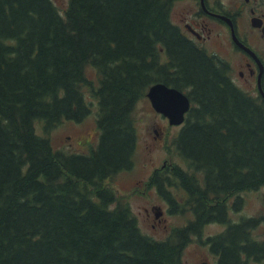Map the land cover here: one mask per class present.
I'll return each mask as SVG.
<instances>
[{
    "label": "trees",
    "instance_id": "1",
    "mask_svg": "<svg viewBox=\"0 0 264 264\" xmlns=\"http://www.w3.org/2000/svg\"><path fill=\"white\" fill-rule=\"evenodd\" d=\"M172 9L173 0H69L63 11L54 0H0V264H186V244L212 221L226 223L206 238L217 264H264L253 232L264 218L229 215L239 199L231 206L230 194L264 188V105L185 38ZM159 81L191 99L173 140L187 166L159 169L151 183L183 187V200L166 196L194 215L163 239L105 183L132 166L133 111ZM94 108L97 146L56 148L51 129Z\"/></svg>",
    "mask_w": 264,
    "mask_h": 264
},
{
    "label": "rangeland",
    "instance_id": "2",
    "mask_svg": "<svg viewBox=\"0 0 264 264\" xmlns=\"http://www.w3.org/2000/svg\"><path fill=\"white\" fill-rule=\"evenodd\" d=\"M54 1L62 11L69 2V0ZM174 6L172 18L173 21H176L179 18V9L178 5L174 4ZM88 75L97 82V72L93 67L88 68ZM182 90L187 92L185 89ZM86 91L89 98H94L89 88H86ZM147 92L148 88L133 111L137 130L136 147L132 156L133 164L130 168L120 170L107 178L105 183L115 190L118 198L130 204L138 217L143 232L153 238L163 239L170 234L174 227L186 224L194 215L190 209L180 210L177 200H183L187 194L183 187L170 184L163 189V192L151 183V178L157 170H164L174 164L187 166V163L177 153L173 143L182 124H171L168 117L155 110ZM36 129L39 133H44L39 121L36 122ZM49 135L56 148L83 153L91 152L99 140L96 108L82 121L65 120L59 123L51 129ZM173 194L177 199L174 204L167 198L168 195L173 197ZM237 196L239 199L236 202ZM229 203L231 206L235 205L229 210L230 218L233 221L251 216L257 217L259 220L264 218L263 187L230 194ZM225 227L226 223L219 221L205 224L203 230L199 234H194L186 244L183 251L185 263L217 264V255L210 249L206 238L221 232ZM253 232L258 238H263L264 221L260 222Z\"/></svg>",
    "mask_w": 264,
    "mask_h": 264
},
{
    "label": "flooded vegetation",
    "instance_id": "3",
    "mask_svg": "<svg viewBox=\"0 0 264 264\" xmlns=\"http://www.w3.org/2000/svg\"><path fill=\"white\" fill-rule=\"evenodd\" d=\"M173 22L227 78L264 105V0H173ZM173 19V18H172Z\"/></svg>",
    "mask_w": 264,
    "mask_h": 264
},
{
    "label": "water",
    "instance_id": "4",
    "mask_svg": "<svg viewBox=\"0 0 264 264\" xmlns=\"http://www.w3.org/2000/svg\"><path fill=\"white\" fill-rule=\"evenodd\" d=\"M155 110L168 117L171 124H182L191 106L189 95L175 86L155 82L147 92Z\"/></svg>",
    "mask_w": 264,
    "mask_h": 264
}]
</instances>
